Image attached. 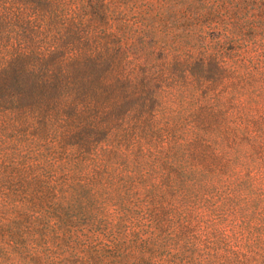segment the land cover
Listing matches in <instances>:
<instances>
[{
	"label": "trees",
	"instance_id": "obj_1",
	"mask_svg": "<svg viewBox=\"0 0 264 264\" xmlns=\"http://www.w3.org/2000/svg\"><path fill=\"white\" fill-rule=\"evenodd\" d=\"M256 155L264 0H0V264H264Z\"/></svg>",
	"mask_w": 264,
	"mask_h": 264
},
{
	"label": "rangeland",
	"instance_id": "obj_2",
	"mask_svg": "<svg viewBox=\"0 0 264 264\" xmlns=\"http://www.w3.org/2000/svg\"><path fill=\"white\" fill-rule=\"evenodd\" d=\"M252 173L244 171L242 190L243 221L246 230L253 231L255 238L264 234V161L259 155L250 163ZM251 227V229L249 228Z\"/></svg>",
	"mask_w": 264,
	"mask_h": 264
}]
</instances>
